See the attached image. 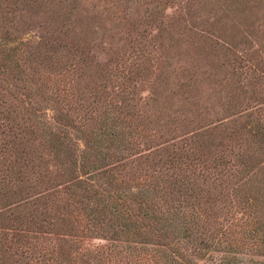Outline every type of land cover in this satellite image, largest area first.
<instances>
[{"label": "rangeland", "instance_id": "rangeland-1", "mask_svg": "<svg viewBox=\"0 0 264 264\" xmlns=\"http://www.w3.org/2000/svg\"><path fill=\"white\" fill-rule=\"evenodd\" d=\"M35 68L42 82L29 77ZM112 125L129 136L105 165L78 171L84 184L101 189L116 176L133 200L146 177L168 205L183 207L190 196L207 216L193 233L213 240L218 222L238 210L264 232V0H0V264H172L193 246L179 223L170 245L137 233L134 200L133 216L118 220L123 234L93 220L105 211L98 196L83 198L85 209L71 199L64 207L71 178L55 169L49 136L67 132L84 150V132ZM203 137L199 160L179 156ZM17 139L44 155L46 176L4 170ZM39 195L54 210L41 206L38 223L9 225L13 203ZM232 229L218 251L192 261L264 264V247ZM59 249L67 251L53 259Z\"/></svg>", "mask_w": 264, "mask_h": 264}, {"label": "trees", "instance_id": "trees-1", "mask_svg": "<svg viewBox=\"0 0 264 264\" xmlns=\"http://www.w3.org/2000/svg\"><path fill=\"white\" fill-rule=\"evenodd\" d=\"M10 48L15 49L12 46ZM39 71L42 72L40 68H35L32 69L29 73L30 78L31 76H36L34 82H42L39 81L42 77L41 75H39ZM18 74L21 77H24L25 70L23 68L20 69V72H18ZM112 121L116 123L114 119H112ZM107 130H103L102 134L94 133L92 131L84 132V150H79V148L77 147V145L75 146V144L73 147V143L69 141L70 138L67 135V132H63L62 135L57 132L49 136L48 144L55 160V162H53L55 169H61V173L63 174L62 176H69L71 178L66 181L67 185H65V187H67L69 191L64 207H67L69 205V199H71L73 203L78 204L82 202L83 198L88 197L89 194L98 196L97 201L101 204L102 210L104 211L105 209V211L104 215L99 216H96L97 214L93 213V220L95 221V223L96 221H99L98 223H100L106 218V223L109 230L123 234L122 232L128 233L129 230L126 226L125 228H123L122 224L125 221L122 222L118 220L120 219V217H123L125 215L127 217H129V215L133 216L132 211L134 210L131 205L134 200L138 203V208L136 207L137 211L135 212L136 214H134L137 223L136 227L134 225L133 228L136 230L138 227L139 230L146 231V233L154 236L155 240L158 241L159 244H162V242L163 244L167 245H170V242L171 244H173V239L176 233L175 228L170 227L171 225L179 223L182 225V227L186 226L183 235L192 239L191 243L193 244V246L189 248L185 247L181 252H175L173 256H178V258L173 259L172 264H205L203 262H193L191 259L192 256H199L198 259L202 261L206 260L204 259L205 256H203V253L200 250H205L207 248L213 247L214 250L218 251V246L222 245L225 242V240H223V236H231L233 227L234 233H236L238 236L242 235L240 237L249 238L250 240H252L253 244L264 247V232L262 231L261 225L259 224L260 220H255V215H250L243 210L237 211V214L233 217L234 220H232L231 215L227 218H224L225 221L218 222L217 230L220 229L221 232L219 234L215 233L212 235L214 236V239L217 237L216 240H210L208 237L204 238L202 237V235H198L197 232L193 233L195 227L192 228V232L190 231V225H200L203 224V222L207 221V216L203 215L202 211H200L199 209H196L197 205H195L192 201L190 202V196L188 198L189 201H187V203L183 207L176 208L175 204L168 205L166 200L163 198V189L158 188L157 186L159 185L157 184H151L146 177L142 178L143 180H140L138 182V193H134L132 195L133 197H135L133 200L129 198V195L127 193H123L122 191H120L119 185L121 184V181H118V178L116 176H113L107 183V186L101 189L84 184L76 175L78 171H82V169L86 165L90 168L96 167L94 166V162H101L102 165H105L103 161L115 154V148L117 145H119V141L126 136H129V133H127L121 127H116V125H112V127ZM208 137L210 138V135ZM209 138L205 139V137H203V139H201L203 140L201 144L193 148L189 146L187 148V151L190 152L179 154V156H193L195 161L199 160L200 156L197 155V153H199L200 151L203 152ZM19 140L20 139L10 142L12 143L14 156L9 157V162L7 164H3L4 170H10L12 169V167H17L19 171L21 170V167L25 169L33 168L31 175H41V177L46 176V171L42 169V160L44 159V155H41L40 153H38V151L31 148H18L20 144L16 143V141ZM66 141L67 145L69 146V150L60 149L59 146L62 147L61 145ZM12 157H16V160L14 162L10 161ZM92 157H94L93 160L91 159ZM101 164H99V167L96 169L101 168ZM112 180L116 181L114 185L112 184ZM14 183L15 182L13 181L12 184ZM24 189V186H21L20 190L23 191ZM153 190L157 193H154ZM16 193L17 192L14 189L11 192L12 195H16ZM36 198L38 199L31 202L21 201L22 204L18 203L21 199L14 202L13 209L9 211V216L7 215L9 219V225L15 228H22L29 223H38V218L35 217V214H40L39 210L41 206L44 207L45 213H51L54 210V203L51 199L48 200L46 196L41 195L37 196ZM86 207L87 206H84L83 203V208L85 209ZM114 217L115 220H113ZM59 219L61 221H64L63 217ZM225 222H227V225L231 226H227L225 228L226 230L223 227ZM128 224L130 225V223ZM119 226H121V229L119 228ZM167 227L169 228V230L167 229ZM139 230H136L137 233ZM11 239L14 238L12 237ZM216 245L217 248H215ZM64 251H67V249H59L57 252L53 253V259H56L57 256L62 255ZM209 258L210 257H208V259ZM211 260L213 261V263H215L214 258ZM219 261V264H229L226 256L220 257Z\"/></svg>", "mask_w": 264, "mask_h": 264}]
</instances>
